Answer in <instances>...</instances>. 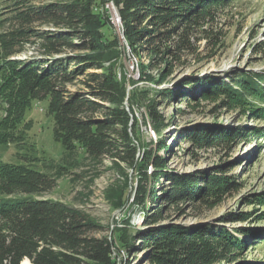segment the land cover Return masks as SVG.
Returning a JSON list of instances; mask_svg holds the SVG:
<instances>
[{
	"label": "trees",
	"instance_id": "obj_1",
	"mask_svg": "<svg viewBox=\"0 0 264 264\" xmlns=\"http://www.w3.org/2000/svg\"><path fill=\"white\" fill-rule=\"evenodd\" d=\"M96 1H113L116 5L126 46L134 55L143 54L149 60V64L141 62L140 65L141 80L149 82L150 87L127 89L126 76H119L116 61H112L121 55L119 31L110 10L98 9ZM221 3V0L51 2L28 12L25 17L57 29L41 35L43 53L53 58L0 61V103L5 107V115L0 119V148L26 145L31 121L27 120L25 112L33 100L49 99L48 112L54 119L55 136L67 148L80 145L95 159L109 155L137 168L142 179L150 181V186L141 183L133 201V205L143 208V228L132 226L130 219H125L119 227L127 234L133 233L132 242L125 240L127 247L131 248L138 240L148 252L149 264H227L243 249L242 239L226 227L163 224L166 205L162 202L177 208L181 201L193 199L212 208L232 189V179L222 170H215L209 176L176 174L166 170L164 157L150 150L140 155L129 132V128H136L138 119L125 106L127 98L130 106L135 99H148V118L156 126L163 124L157 102L147 96L155 93L165 101L182 93L171 88L160 89L154 84L166 83L176 67L187 65L188 59L198 53L202 37L213 41L214 36L199 37L198 33H208L205 24L214 6ZM3 43L6 45V40ZM217 44L214 41L213 45ZM63 47L88 51L72 60L56 58ZM70 61L81 67L69 70ZM107 61H112L110 66H106ZM87 69L95 70L87 74L82 94L65 97L67 90L60 89L58 83H68L73 75ZM150 69L158 70V79ZM242 75L238 88L215 78L187 77L183 85L191 87L188 94L196 96L197 89L201 88L199 95L205 98L225 95L228 105L264 117V89L259 88V75ZM243 133L240 128L204 127L200 133L192 132L190 137L200 145L211 142L219 146L242 137ZM169 148L164 139L160 141L158 151ZM26 155L23 156L26 160L38 159L36 155ZM31 163L0 159V196L26 194L21 199L10 197L0 201V264H22L26 258L33 264H119L116 243L108 236L92 235L104 231V227L82 208L60 200L37 198L51 190L54 181L46 171L33 168ZM150 165L154 171L149 176ZM162 180L170 181V186L158 190ZM147 199L159 203L158 206L148 210Z\"/></svg>",
	"mask_w": 264,
	"mask_h": 264
},
{
	"label": "rangeland",
	"instance_id": "obj_2",
	"mask_svg": "<svg viewBox=\"0 0 264 264\" xmlns=\"http://www.w3.org/2000/svg\"><path fill=\"white\" fill-rule=\"evenodd\" d=\"M58 1L61 0H0V61L27 62L53 58L43 53L41 35L57 29L50 24L31 22L25 16L40 6ZM221 1V4L214 6L211 18L205 24L208 33H198L199 37L207 34L214 36L213 41L202 37L198 42V53L188 59L187 65L176 67L166 83L154 84L160 89L171 88L182 93L165 101L155 93L147 96L157 102L163 124L156 126L148 118V99H135L130 106L127 98L125 106L138 119L136 128H129V132L139 147L140 155L144 150H150L152 154L164 157L166 170L170 172L209 176L215 170H222L232 179V189L212 208L193 199L181 201L177 208L162 202L166 205L163 224L226 227L244 242L243 249L238 250L234 260L227 264H264V117L228 105L225 95L205 98L199 95L201 88L197 89L196 96L188 94L191 87L183 85L187 77L215 78L238 88L243 73L250 76L257 73L259 88L264 89V0ZM96 2L98 9L107 8L114 17L116 5L113 1ZM4 35L6 37H2ZM5 40L6 45L3 43ZM121 41V55L112 61H116L119 76H126L127 89L150 87L149 82L141 80L140 65L141 62L149 64V60L143 54L141 57L134 55L125 40L121 38ZM214 41L218 43L217 46L213 45ZM75 42L80 43L79 39H75ZM87 51L63 47L55 56L72 60ZM112 61H107L106 66H110ZM79 67L81 65L72 61L68 65L69 70ZM94 70H82L81 74L73 75L70 82H59V88L67 90L65 97L82 94L86 88L84 80ZM149 71L156 79L159 78L158 70ZM48 105L49 99L32 101L25 112L27 120L31 121L26 145L19 148L12 144L8 148H0V159L14 163L33 162V168L46 171L53 178L54 186L37 195V198L60 200L82 208L91 219L104 227V231L93 232L92 235L108 236L116 243L119 264H149L148 252L138 240L134 241L136 247L132 248L134 243L131 248L127 247L125 240L132 242L133 233L127 234L119 227L125 219H130L132 226L143 228V208L133 205V201L141 183L150 186V181H144L137 168L109 155L95 159L80 145L67 148L55 136L54 119L48 112ZM4 115L5 107L0 103V119ZM98 115H101V111ZM204 127L240 128L244 133L242 137L223 145L214 146L211 142L200 145L190 136L192 132L200 133ZM163 139L170 148L158 151ZM25 154L26 157L36 155L38 159L26 160L23 158ZM153 171L150 165L148 175ZM159 186L158 190L161 187L167 189L170 181L162 180ZM23 195L26 194L0 196V201L10 197L21 199ZM158 204L146 200L148 210Z\"/></svg>",
	"mask_w": 264,
	"mask_h": 264
},
{
	"label": "water",
	"instance_id": "obj_3",
	"mask_svg": "<svg viewBox=\"0 0 264 264\" xmlns=\"http://www.w3.org/2000/svg\"><path fill=\"white\" fill-rule=\"evenodd\" d=\"M113 16H114V17L112 18V19H113V22L115 23L116 27L120 30V37H121L123 40H125L124 33H123V31L121 30V27H122V19H121V17H120V14H119V11H118L117 7H114V15H113ZM25 260H28V262H29L30 264H33V263H31V261H30L28 258H26ZM25 260H24V261H25ZM24 261H23L22 264H24Z\"/></svg>",
	"mask_w": 264,
	"mask_h": 264
},
{
	"label": "bare ground",
	"instance_id": "obj_4",
	"mask_svg": "<svg viewBox=\"0 0 264 264\" xmlns=\"http://www.w3.org/2000/svg\"><path fill=\"white\" fill-rule=\"evenodd\" d=\"M26 264H30L29 262H25ZM32 263V262H31Z\"/></svg>",
	"mask_w": 264,
	"mask_h": 264
}]
</instances>
